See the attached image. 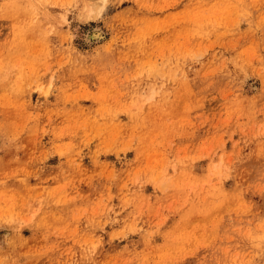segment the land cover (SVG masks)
<instances>
[{"label": "rangeland", "instance_id": "rangeland-1", "mask_svg": "<svg viewBox=\"0 0 264 264\" xmlns=\"http://www.w3.org/2000/svg\"><path fill=\"white\" fill-rule=\"evenodd\" d=\"M0 264H264V0H0Z\"/></svg>", "mask_w": 264, "mask_h": 264}, {"label": "bare ground", "instance_id": "bare-ground-1", "mask_svg": "<svg viewBox=\"0 0 264 264\" xmlns=\"http://www.w3.org/2000/svg\"><path fill=\"white\" fill-rule=\"evenodd\" d=\"M103 36V33L99 29H94V31L91 32V38L93 39H100Z\"/></svg>", "mask_w": 264, "mask_h": 264}]
</instances>
